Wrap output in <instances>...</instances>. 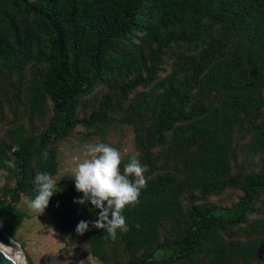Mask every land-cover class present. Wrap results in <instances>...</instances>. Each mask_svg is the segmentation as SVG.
<instances>
[{
	"label": "trees",
	"instance_id": "obj_1",
	"mask_svg": "<svg viewBox=\"0 0 264 264\" xmlns=\"http://www.w3.org/2000/svg\"><path fill=\"white\" fill-rule=\"evenodd\" d=\"M117 124L148 169L129 230L78 233L99 210L68 179L44 210L84 260L264 264V0H0L9 236L36 174L58 173L60 144Z\"/></svg>",
	"mask_w": 264,
	"mask_h": 264
},
{
	"label": "clouds",
	"instance_id": "obj_2",
	"mask_svg": "<svg viewBox=\"0 0 264 264\" xmlns=\"http://www.w3.org/2000/svg\"><path fill=\"white\" fill-rule=\"evenodd\" d=\"M18 150V145L13 146V152ZM44 155L46 157L47 153ZM83 156L71 175L74 177L76 190L83 193V197L75 202L90 203L99 211L95 221L81 220L76 226V231L83 234L91 223L92 227L103 229L112 240H115L118 231L129 230L126 217L122 213L127 206L134 207L139 203L141 190L147 186L145 177L147 165L141 163L138 154H133L128 157V162L121 171L123 154L119 149L103 142L86 145ZM4 163L8 167H15L13 160H5ZM57 181L49 173H37L34 179L37 194L29 200L28 207L39 215L43 213L56 192ZM0 249L14 264V257L19 250L14 252L3 243H0Z\"/></svg>",
	"mask_w": 264,
	"mask_h": 264
},
{
	"label": "rangeland",
	"instance_id": "obj_3",
	"mask_svg": "<svg viewBox=\"0 0 264 264\" xmlns=\"http://www.w3.org/2000/svg\"><path fill=\"white\" fill-rule=\"evenodd\" d=\"M100 142L119 149L124 158L137 154L133 131L128 125L117 124L107 132L94 137L75 135L69 141L60 144L59 171L53 176L58 180L57 184L62 179L75 183L71 175L77 162L84 158L85 146ZM5 181L4 172L0 170V185ZM23 199L19 207L27 213V217L24 218L16 238L20 244H25V247H22L26 264H29L26 255L32 258L34 264H103L91 257L84 260L74 244L53 224L51 217L45 211L40 215L34 212L28 207V201ZM158 255L166 257L169 252L163 250Z\"/></svg>",
	"mask_w": 264,
	"mask_h": 264
},
{
	"label": "water",
	"instance_id": "obj_4",
	"mask_svg": "<svg viewBox=\"0 0 264 264\" xmlns=\"http://www.w3.org/2000/svg\"><path fill=\"white\" fill-rule=\"evenodd\" d=\"M6 225H7V219L3 215H0V242H4L14 247H19L22 254H24V249L22 245L17 240H15L14 238H12L7 234ZM0 264H12V262L5 257V254L1 249H0ZM14 264H19V263L14 260Z\"/></svg>",
	"mask_w": 264,
	"mask_h": 264
},
{
	"label": "bare ground",
	"instance_id": "obj_5",
	"mask_svg": "<svg viewBox=\"0 0 264 264\" xmlns=\"http://www.w3.org/2000/svg\"><path fill=\"white\" fill-rule=\"evenodd\" d=\"M0 243H3L4 245H7V246L11 247V248L13 249L14 252L19 250V251L16 253V256L14 257V260H15L16 262H18L19 264H26L24 254H22V252H21V250H20L19 247H14V246L9 245V244H6V243H4V242H0ZM1 250H2V249H1Z\"/></svg>",
	"mask_w": 264,
	"mask_h": 264
}]
</instances>
